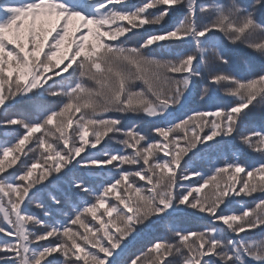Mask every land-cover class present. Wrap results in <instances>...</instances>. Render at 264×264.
<instances>
[{"label":"snow or ice","instance_id":"6c2138e0","mask_svg":"<svg viewBox=\"0 0 264 264\" xmlns=\"http://www.w3.org/2000/svg\"><path fill=\"white\" fill-rule=\"evenodd\" d=\"M241 45L264 58V0H0V264H264V65L200 70ZM227 138L260 159L193 166ZM180 213L209 223L131 250Z\"/></svg>","mask_w":264,"mask_h":264},{"label":"trees","instance_id":"16d2710c","mask_svg":"<svg viewBox=\"0 0 264 264\" xmlns=\"http://www.w3.org/2000/svg\"><path fill=\"white\" fill-rule=\"evenodd\" d=\"M139 2L140 0H128V3L130 5H134ZM177 19L178 17H172L167 21L165 25H163V27L164 28L171 27L176 22ZM146 27L148 28L149 32L160 30L158 27H152V26H146ZM146 34L147 33L143 29H141L138 31L137 35L134 36L133 39L128 43L130 45H134L137 42H140ZM208 60H209V64L207 66L202 65L200 69L205 75H207L209 72H215V71L246 72L253 67H255L258 70L262 65H264V58H261L259 54L252 53L250 49L244 48L243 45L239 46L238 48L236 46H231V50H230L231 64L229 66L219 65L218 63L215 62L214 57L211 54H209ZM204 83L205 81L203 80L197 82V88L194 89L192 94L188 97L184 107L183 108L178 107L177 110L173 113L172 117H170V119L182 117L185 115V113L189 112L191 109L204 108L206 106L204 101H201L200 99V92L204 86ZM219 96L220 93L215 94V97H219ZM222 102L224 101L218 98H214L212 101L209 102V104L222 103ZM251 120L254 121V123L256 120H260L264 124V108L257 107V109L252 113V115L249 118V121ZM153 123H162V122L153 121L152 118L136 117V116H129L125 119L126 126L136 124L139 125L141 129H143L145 132H148L150 130V128L153 126ZM249 127H253V126L249 124ZM5 132H6L5 129H0V138H2ZM237 142H239L238 138L235 140L231 138H227L224 142H222L220 146V150L227 148L228 151L225 150L226 154L224 152L213 149L212 152L210 153L209 152L204 153L202 158L198 157L193 166L198 167L200 171L207 174L210 171V164L208 162L209 159L215 162L218 159L220 161H223L225 159H235L239 157L248 163H255L260 159L259 155L256 153H251L250 151L247 150H240L239 147L241 146ZM213 151L218 152L217 157H214L216 153H213ZM73 174L90 178L88 173L79 169L76 170ZM194 179H198V178H194ZM52 190L59 195H63L64 193H68L69 196L72 195L69 185L64 181L59 182ZM249 202L250 201L248 199L240 200L239 198H237V201H234V203L230 206V208L236 209L241 207V205ZM46 203L48 204L49 210L52 211L54 215H56L57 209L51 203V201L46 200ZM202 215L203 214H201V216ZM57 218H59V216H57ZM175 220L180 221L179 214L172 221ZM195 222L205 223L208 222V220L202 219L200 217H195ZM171 226L173 225L170 224V220L157 221L156 223L151 225L149 229H146L145 232L141 235V237L133 243V245L131 246V250L136 251L142 248L146 244L147 239L151 238V236L169 235V228Z\"/></svg>","mask_w":264,"mask_h":264},{"label":"rangeland","instance_id":"374dc122","mask_svg":"<svg viewBox=\"0 0 264 264\" xmlns=\"http://www.w3.org/2000/svg\"><path fill=\"white\" fill-rule=\"evenodd\" d=\"M249 124H251V126L253 127H260L263 123L260 121V120H256L255 123L254 121H249ZM240 144V142H237ZM240 150H242L241 147H239ZM227 148L223 149V150H219L221 152H224L226 154V151ZM213 153H216V155H214V157H217L218 156V152L217 151H213ZM206 159V158H205ZM187 183V182H186ZM207 191V190H205ZM179 218H180V221L179 220H175V221H172L170 220V224L171 225H177V227H182V228H199L205 224H208V222H205V223H200V222H195V217L194 216H191V215H186L184 213H180L179 214Z\"/></svg>","mask_w":264,"mask_h":264}]
</instances>
